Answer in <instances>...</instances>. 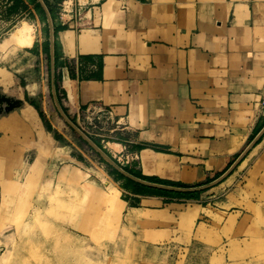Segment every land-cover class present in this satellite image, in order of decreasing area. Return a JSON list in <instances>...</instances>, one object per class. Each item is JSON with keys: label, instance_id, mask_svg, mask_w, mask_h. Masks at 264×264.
<instances>
[{"label": "crops", "instance_id": "crops-1", "mask_svg": "<svg viewBox=\"0 0 264 264\" xmlns=\"http://www.w3.org/2000/svg\"><path fill=\"white\" fill-rule=\"evenodd\" d=\"M45 2L60 8L52 14L54 91L62 111L89 135L88 115L97 111L93 121L114 125L109 133L115 137L104 148L117 166L136 180L171 189L142 184L119 172L96 177L83 154L73 155L74 145L45 117V96L51 99V94L41 62L44 42L35 37L31 47L0 63V96L21 102L13 111L0 113V217L8 214L4 205L16 193L21 204L36 191V183L39 191L33 193L48 199L59 187L67 201L78 202L87 194L82 208L62 214L67 224L73 222L92 239L91 233L93 238L100 235V205L106 208L103 200L111 190L124 207L119 214L106 212L119 222L116 230H109L110 239L117 234L132 242L136 250L128 262L154 264L177 263L174 258L183 243H202L200 237L235 213L242 215L239 220L252 216L245 209L261 203L264 133L219 178L264 127V0ZM28 8L36 17L32 6ZM85 172L102 179L99 198L86 189L90 176L86 179ZM230 209L237 210L228 213ZM61 210L46 214L44 207L35 209L46 218L36 231L47 232L46 216H59ZM38 236L39 245L12 239L10 255L0 264L50 262L53 247L44 245L54 235ZM61 238L85 241L68 230ZM22 246L33 248L34 255L27 257ZM115 262L110 258L108 263Z\"/></svg>", "mask_w": 264, "mask_h": 264}, {"label": "rangeland", "instance_id": "rangeland-1", "mask_svg": "<svg viewBox=\"0 0 264 264\" xmlns=\"http://www.w3.org/2000/svg\"><path fill=\"white\" fill-rule=\"evenodd\" d=\"M42 1L46 5L47 9L51 8V13L59 12V6H48L45 0ZM8 3L9 6H7ZM12 6L13 0H0V44L4 43L5 40H11L12 36L15 39V44H17L16 46L13 44V47L15 48H13L11 52L9 51L7 53H0V63L7 61L10 55L15 54L17 51L27 47H31L35 40V37H37L38 39H42V42H45L48 39V27L45 26V24L41 21V18L39 17L37 12L34 11L36 14L35 17L33 12L30 10L31 8H28L29 11H24L20 7V13H18L17 10L11 11ZM65 6L66 3H64V8ZM65 10L67 11L68 9L65 8ZM41 62L43 67L45 68V81L47 82L49 62L48 53L45 49H43L42 52ZM55 78L56 69L54 64V86L56 84ZM46 84L47 83H45V85ZM45 98L47 109V111H45V117L47 120L49 119L51 122H53L54 126H57L56 123H59L61 120L56 115V110L54 109L53 102L49 98L47 93ZM113 127L114 125L111 124L109 121H106L105 119H101V121H93L91 125L92 135L87 134V137L95 144L98 143L101 146L102 151L116 165H118L116 160L109 153L108 149L104 148L106 145L105 143L107 141H111V137H115L113 136V134L109 133V130H111ZM60 131L61 132L57 133L63 138L64 136H66L68 140L74 145L73 155L83 154L86 157L88 161L86 166L89 167V169L90 167H92L90 171L91 173L93 172V175L97 177V173L102 174V172H105L108 177L111 178L110 174L114 169L109 166V164L102 157H100L91 147H89L82 139H80L75 132H73L69 128L64 127ZM109 145L110 147H113V145ZM117 151L118 150L115 149V152ZM119 161L125 160L124 158H122ZM96 167H98L99 169H93ZM88 175L90 176V185L88 186L86 184V189L88 190L89 188V191L95 193L96 197L99 198L101 192L99 191L98 185L102 182V179L99 178L101 181H98L97 179L93 178L90 173L87 172H85L84 177L87 179ZM263 178L264 177L261 176V203L259 205H255V209H248L247 207V209H245L247 212H252V216H245L244 218L239 220L238 218H241L242 215L240 213H235L236 215L230 216V219L228 221L222 222L221 226L218 225L214 227V229H209V231H207V234H204L202 237H200L202 243H183L185 247H182V249H180L179 251V254L176 253L177 258H174V261H177V263H170V261L166 262L160 260L154 264H264ZM58 180L70 181L68 178L65 177H61ZM26 185L30 186L29 184ZM21 186L22 183L19 181L18 191ZM39 187L40 183H36V191L35 189L33 190L37 193L39 191ZM58 188L59 187H56L54 189L52 199L45 198L43 193L40 195H36V193H33V191L30 197L21 204H18L19 199L17 198L19 197V195L17 193L13 198L9 200V205H6L5 203L4 208L9 207V209L8 211H6L8 212V214L4 215L3 217H0V258L3 253H6V257L10 255L9 249L11 245L10 242L12 239H14L17 243H37V245H39L41 240L38 234L40 232V235H47L46 237H49V235H54V240L47 238V245H44V248L46 249H49V246L50 248L51 246L53 247L51 248L52 260L50 262L48 261L47 264H89L87 263L88 259L96 262L92 264H109L108 262L110 258L116 261L113 264H149L132 263L131 261H127L133 259L129 258L130 253L136 250L134 246H131L132 242L127 238L121 237L120 235V237L118 238L116 234V238H114L113 240L110 239L109 234L112 232H110L109 230H116L118 228L119 222L117 220H114L112 217H107L106 214L108 213L106 212L109 211L108 209H112L119 214L124 207V203L120 202L115 197L113 191L110 190L103 200V204L106 208L99 204L104 209V212L103 210L101 212L102 214L100 220V223L103 227L99 231L100 235L96 236V238H93L94 233H91V239V237L87 233L81 230H76L72 226L73 222L71 223V225L67 224V222L63 220L65 218H63L64 215L62 214L63 210H65L66 213H71L75 210L82 208L83 200L87 197V194L85 195V197L81 196V199L78 202L67 201L64 200L63 195H61L57 191ZM22 191H27V189L24 187ZM34 195H36V197ZM1 203L2 201L0 197V208L2 206ZM257 203H259V201ZM42 207H44V212L46 214H51L58 209H62L59 216L57 215V213H54V215L52 216H46L48 220L50 219V231L48 228V231L45 233L41 232V230L36 231L38 228H42L41 225L45 223V216L39 212L40 210H42ZM35 209L39 211H35ZM232 210L237 209H230L228 213H231ZM88 212L92 216L93 210L91 209ZM88 212L86 211L85 214H88ZM232 215H234V213ZM55 229H59L61 232L55 231ZM103 229H106L105 232L102 231ZM22 230L23 232L21 233ZM63 230H68L70 233L73 232L78 236L83 237L85 241L73 243L64 242L61 238ZM57 233L61 237L57 238L56 240ZM21 249L22 252H26L25 255L27 257H32L34 255L33 248L28 249L22 246ZM119 255H122V258L120 259L126 261L120 262ZM42 263H45L43 259L40 261L36 260V263L35 261L33 263L32 261L30 262L28 260V263L26 264ZM9 264H22V262L16 261Z\"/></svg>", "mask_w": 264, "mask_h": 264}, {"label": "water", "instance_id": "water-1", "mask_svg": "<svg viewBox=\"0 0 264 264\" xmlns=\"http://www.w3.org/2000/svg\"><path fill=\"white\" fill-rule=\"evenodd\" d=\"M39 5L41 6L42 10L44 11L45 17H46V22H47V27H48V44H49V52H48V78H47V82L49 83V93L51 94V99L54 105V108L56 110V115L58 116V118H60V122L56 123V127L59 130H62L63 127L64 128H69L70 130H72L73 132H75L80 139H82L89 147H91L100 157H102L108 164L109 166H111L115 171L119 172L120 174L124 175L127 178H130L136 182L142 183V184H146V185H150V186H154L157 188H166V189H171L169 187H165V186H160V185H154V184H149L143 181H139L136 180L132 177H130L129 175H127L125 172H123L99 147H97V145H95V143L93 141H91L86 135L85 133H83L81 131V129H79V127H77L69 117H67V115H65V113L62 111L61 107L59 106L56 96H55V91H54V37H53V24H52V20H51V16L49 14V11L46 7V5L44 4V2L42 0H36ZM21 105V102L19 101H14V100H10L8 98L2 97L0 96V113L1 112H5V113H9L11 111H13L15 108H18ZM47 111V109H46ZM54 121V120H53ZM53 123V122H52ZM54 124V123H53ZM264 133V127L262 128L261 132L253 139V141L242 151V153L240 154V156L236 159V161L233 163V165L228 169V171H226L220 178L225 177L233 168L234 166L240 161V159L247 153V151L253 146V144L256 142V140ZM175 190V189H174Z\"/></svg>", "mask_w": 264, "mask_h": 264}, {"label": "trees", "instance_id": "trees-1", "mask_svg": "<svg viewBox=\"0 0 264 264\" xmlns=\"http://www.w3.org/2000/svg\"><path fill=\"white\" fill-rule=\"evenodd\" d=\"M29 6H32L33 10L35 12H37V14L39 15V17L41 18V21L45 24V26H47L44 11L42 10L41 6L39 5V3L36 0H13V6L11 7V11H16L18 9V7H22L23 10L29 11V9H28ZM48 10H49V14L51 16V20L53 22L54 64H56L55 63V59H56V49H57L56 29L54 27V17H53V15L51 13L50 8H48ZM43 48L47 51V53L49 52L48 39H47V41L44 42ZM95 145H97V147H99L102 150L101 146L98 143L95 144ZM112 173L117 174L118 176H120V174L117 171H115V170H113ZM143 179L146 180V181L154 182V183H158V184H164V185H169V186H174V187H178L179 186L176 183L163 182V181H160V180H155V179H150V178H143Z\"/></svg>", "mask_w": 264, "mask_h": 264}, {"label": "bare ground", "instance_id": "bare-ground-1", "mask_svg": "<svg viewBox=\"0 0 264 264\" xmlns=\"http://www.w3.org/2000/svg\"><path fill=\"white\" fill-rule=\"evenodd\" d=\"M18 43V42H17ZM16 46L17 44H15V39H14V37L12 36V38H11V40H8V41H6L5 40V42L4 43H2V44H0V53L2 52V53H7V52H11L12 50H13V48H15V47H13L14 45ZM17 48V47H16ZM45 111H46V106H45ZM56 127V126H55ZM56 129H58L57 127H56ZM59 130V129H58ZM60 131V130H59ZM6 257V253H3L2 254V256H1V258L0 259H4Z\"/></svg>", "mask_w": 264, "mask_h": 264}, {"label": "built area", "instance_id": "built-area-1", "mask_svg": "<svg viewBox=\"0 0 264 264\" xmlns=\"http://www.w3.org/2000/svg\"><path fill=\"white\" fill-rule=\"evenodd\" d=\"M122 6H123V8L125 7V5H122ZM96 113H98V112L92 110V111L89 113V115H88L89 117H91V119H90L91 124H92V122H93V120H94L92 117H93V115H95ZM87 119H88V117L86 118V120H87ZM87 121H88V120H87ZM88 122H89V121H88ZM81 131H82V130H81ZM82 132H83V131H82ZM83 133H85V135L88 136V135H87L88 133H86V132H83Z\"/></svg>", "mask_w": 264, "mask_h": 264}]
</instances>
